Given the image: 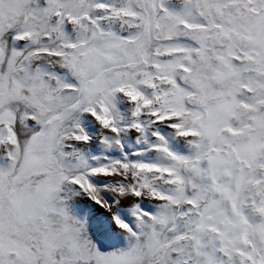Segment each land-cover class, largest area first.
Masks as SVG:
<instances>
[{
  "label": "snow or ice",
  "instance_id": "obj_1",
  "mask_svg": "<svg viewBox=\"0 0 264 264\" xmlns=\"http://www.w3.org/2000/svg\"><path fill=\"white\" fill-rule=\"evenodd\" d=\"M0 264H264V0H0Z\"/></svg>",
  "mask_w": 264,
  "mask_h": 264
}]
</instances>
